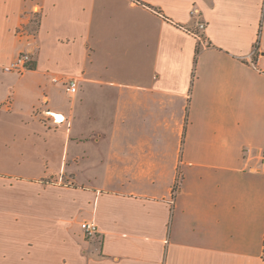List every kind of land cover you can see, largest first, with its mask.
<instances>
[{
    "label": "crops",
    "instance_id": "crops-1",
    "mask_svg": "<svg viewBox=\"0 0 264 264\" xmlns=\"http://www.w3.org/2000/svg\"><path fill=\"white\" fill-rule=\"evenodd\" d=\"M263 239L264 0H0V264H264Z\"/></svg>",
    "mask_w": 264,
    "mask_h": 264
},
{
    "label": "built area",
    "instance_id": "built-area-1",
    "mask_svg": "<svg viewBox=\"0 0 264 264\" xmlns=\"http://www.w3.org/2000/svg\"><path fill=\"white\" fill-rule=\"evenodd\" d=\"M197 11L193 9L191 11V15H196ZM205 29V24L203 22H198L196 24V30L195 36L199 38L201 42L205 44V40L203 39L202 36L199 35V32H202ZM19 34L21 35H27L25 30L19 31ZM31 57L28 52H20L16 55V57L8 64L6 65L3 70L6 72H15L17 74H21L27 70H29V66L31 63ZM56 82L57 80H53ZM64 86H66L67 91L70 94H74L76 92V87H77V80L72 78L68 79L64 82ZM49 118L52 120V123L55 125L61 124L62 122L65 121L64 116L60 114H52L48 113ZM81 231L83 236L87 238H93L95 237L99 231L97 225L93 221H84L81 223Z\"/></svg>",
    "mask_w": 264,
    "mask_h": 264
},
{
    "label": "rangeland",
    "instance_id": "rangeland-1",
    "mask_svg": "<svg viewBox=\"0 0 264 264\" xmlns=\"http://www.w3.org/2000/svg\"><path fill=\"white\" fill-rule=\"evenodd\" d=\"M37 23H38V19L37 18H32V21L29 23V25H28V27L26 29L28 32L25 30L26 31V34L34 32L35 31V28L37 26ZM83 237L85 239H89V238H87L85 236H83Z\"/></svg>",
    "mask_w": 264,
    "mask_h": 264
},
{
    "label": "trees",
    "instance_id": "trees-1",
    "mask_svg": "<svg viewBox=\"0 0 264 264\" xmlns=\"http://www.w3.org/2000/svg\"><path fill=\"white\" fill-rule=\"evenodd\" d=\"M258 40H257V42L255 43V45H254V48H255V50L257 49V47H258ZM198 50H199V47H197V53H198ZM261 258L264 260V239H263V245H262V255H261Z\"/></svg>",
    "mask_w": 264,
    "mask_h": 264
}]
</instances>
